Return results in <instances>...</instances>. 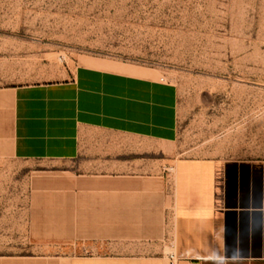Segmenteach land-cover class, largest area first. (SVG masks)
Here are the masks:
<instances>
[{"label":"rangeland","instance_id":"obj_1","mask_svg":"<svg viewBox=\"0 0 264 264\" xmlns=\"http://www.w3.org/2000/svg\"><path fill=\"white\" fill-rule=\"evenodd\" d=\"M86 63L174 84L178 140L153 147L145 172L105 162L118 140L98 132L75 161L0 156L8 264L167 259L175 161L264 160V0H0V89L63 82Z\"/></svg>","mask_w":264,"mask_h":264},{"label":"crops","instance_id":"obj_2","mask_svg":"<svg viewBox=\"0 0 264 264\" xmlns=\"http://www.w3.org/2000/svg\"><path fill=\"white\" fill-rule=\"evenodd\" d=\"M178 106L170 82L86 63L63 82L0 89V156L75 161L83 135L98 132L118 140L105 162L149 171L143 157L178 140ZM171 176L173 261L91 254L67 264H264V160L179 158Z\"/></svg>","mask_w":264,"mask_h":264},{"label":"bare ground","instance_id":"obj_3","mask_svg":"<svg viewBox=\"0 0 264 264\" xmlns=\"http://www.w3.org/2000/svg\"><path fill=\"white\" fill-rule=\"evenodd\" d=\"M109 70V69H108ZM114 71H118V72H123V73H128V74H134V75H145L147 77H156V75L154 73H150V72H141L138 70H129L123 67H117L113 69Z\"/></svg>","mask_w":264,"mask_h":264},{"label":"built area","instance_id":"obj_4","mask_svg":"<svg viewBox=\"0 0 264 264\" xmlns=\"http://www.w3.org/2000/svg\"><path fill=\"white\" fill-rule=\"evenodd\" d=\"M169 260H170V261H173V257H172V256H169Z\"/></svg>","mask_w":264,"mask_h":264}]
</instances>
